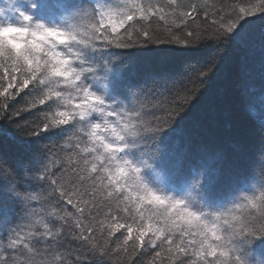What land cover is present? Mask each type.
<instances>
[{
    "label": "snow or ice",
    "instance_id": "obj_1",
    "mask_svg": "<svg viewBox=\"0 0 264 264\" xmlns=\"http://www.w3.org/2000/svg\"><path fill=\"white\" fill-rule=\"evenodd\" d=\"M167 4L0 0V264H264V144L221 168L167 142L264 0ZM157 15L180 31H153ZM152 44L182 62L129 79L114 50ZM239 102L246 120L258 105L264 137V87Z\"/></svg>",
    "mask_w": 264,
    "mask_h": 264
},
{
    "label": "trees",
    "instance_id": "obj_2",
    "mask_svg": "<svg viewBox=\"0 0 264 264\" xmlns=\"http://www.w3.org/2000/svg\"><path fill=\"white\" fill-rule=\"evenodd\" d=\"M138 2L151 3L155 7L163 6L166 12L172 7L167 4V0H138ZM177 2L187 6L193 3L199 4L202 0H177ZM207 3L216 5L217 9L221 5L236 4L238 13L239 7H250L258 4V0H207ZM183 10H187V7ZM200 12L201 16L198 20L203 22L204 9L201 8ZM220 14L222 13L217 11V16ZM214 18L216 17H213L209 11L208 22L211 23ZM166 19L169 21L168 25L159 20L158 15L151 17L147 23L151 25L153 31L166 26L172 27L173 31H180L171 25V16H166ZM245 20L248 21L247 44L242 49L229 50L225 61L211 77L210 82L201 86V94L193 101L191 110L181 121L177 131L170 133L167 138L170 144L179 142L181 136L187 140L186 151L192 160L201 153L216 154L219 157L217 164L221 168H227L231 162L236 161L240 150L245 154L247 161L255 162L264 144V137L259 129L258 105L247 107L246 112L250 120H246L239 102L241 92L258 94L264 87V13L258 11L254 16L245 17ZM177 22L179 23V20ZM114 51L121 53L119 58H114L116 62L119 63L120 60L124 62L120 71L133 81L174 67L183 60L179 55L182 51L179 45L152 44L145 48ZM203 51L210 55L212 48ZM27 115L30 113H25V116ZM257 180L264 181V174L259 170ZM151 260V254L142 257L138 255L131 260L127 255L118 254L110 264H136L137 261H140V264H149ZM158 264H170V262L166 258H161Z\"/></svg>",
    "mask_w": 264,
    "mask_h": 264
}]
</instances>
